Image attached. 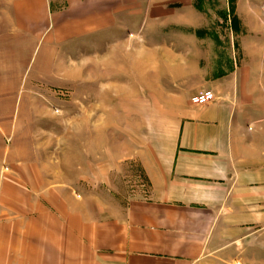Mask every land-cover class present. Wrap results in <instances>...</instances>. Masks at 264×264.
I'll return each instance as SVG.
<instances>
[{
    "label": "crops",
    "instance_id": "obj_1",
    "mask_svg": "<svg viewBox=\"0 0 264 264\" xmlns=\"http://www.w3.org/2000/svg\"><path fill=\"white\" fill-rule=\"evenodd\" d=\"M12 9L0 24V144L15 49L41 55L35 81L62 70L71 85L83 49L86 83L92 66L107 67L122 96L150 105L144 119L167 124L132 143L147 188L111 219L85 195L59 214L34 189L38 163L6 160L0 264H264V0H14ZM207 91L214 102L191 103Z\"/></svg>",
    "mask_w": 264,
    "mask_h": 264
},
{
    "label": "rangeland",
    "instance_id": "obj_2",
    "mask_svg": "<svg viewBox=\"0 0 264 264\" xmlns=\"http://www.w3.org/2000/svg\"><path fill=\"white\" fill-rule=\"evenodd\" d=\"M13 2L0 0V24H5L15 12ZM81 51L84 52L79 49L74 56L73 85L62 70L44 72L48 78L35 81L41 55L35 54L34 49L25 53L12 51L15 54L10 56V66L17 69L12 71V82L4 91L11 103L9 121H5L10 132L0 144V171L1 175H8L6 160H35L39 166L35 168L36 175L43 180L34 189L43 194L44 203L48 205L56 199L58 205L53 202L52 206L65 215L64 209L76 206L83 195L100 197L108 209L105 218L111 219L116 213H123L129 197L143 195L147 188L139 161L130 157L135 145L132 143L142 135L141 129L167 123L162 119H144L150 105H136L130 97L122 96L121 89L114 87L113 72L106 74L107 67L101 70L98 65L92 66L94 77L90 84L86 83ZM51 77L60 79V84ZM142 95L139 100L148 98ZM26 170L18 169L26 177L32 175ZM10 177L15 182L12 189L25 194L24 184L12 174ZM58 225L61 229L63 224L59 221Z\"/></svg>",
    "mask_w": 264,
    "mask_h": 264
},
{
    "label": "built area",
    "instance_id": "obj_3",
    "mask_svg": "<svg viewBox=\"0 0 264 264\" xmlns=\"http://www.w3.org/2000/svg\"><path fill=\"white\" fill-rule=\"evenodd\" d=\"M215 100H216L215 95L212 92L207 91V92L200 93V94L192 97L191 103L194 106L201 107V106H205L209 103H212Z\"/></svg>",
    "mask_w": 264,
    "mask_h": 264
}]
</instances>
